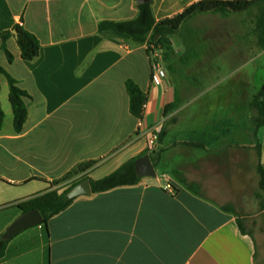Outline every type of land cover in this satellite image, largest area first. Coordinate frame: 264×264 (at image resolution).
Masks as SVG:
<instances>
[{
	"label": "crops",
	"instance_id": "crops-1",
	"mask_svg": "<svg viewBox=\"0 0 264 264\" xmlns=\"http://www.w3.org/2000/svg\"><path fill=\"white\" fill-rule=\"evenodd\" d=\"M151 1L156 20L162 21L204 0ZM138 4L0 0V32L23 19L41 44L39 57L29 62L12 37L7 45L14 61L9 63L0 40V66L29 94L28 117L17 134L9 84L0 75L6 79L0 80L5 113L0 127V235L23 214L7 206L57 189L62 184L53 182L79 164L95 161L79 176L97 180L148 151L157 172L135 186L76 198L47 226L11 238L0 264H258L255 241L241 232L237 212L259 186L264 126L256 127L254 116L237 110L236 84L224 92L206 91L202 105L191 108L193 102L185 104L190 88L187 93L170 73L159 79L147 45L125 44L98 32L103 21L135 19ZM245 14L190 19L181 27L195 24L183 37V50L175 48L174 38L182 31L173 36V64L218 70L255 63L252 31L236 24ZM214 21L218 29H209ZM128 80L147 95L142 119L130 112ZM177 102L182 105L165 115L166 107ZM172 117L178 122L170 125ZM160 126L162 136L150 151L149 132ZM175 154L182 159L171 160ZM233 186L240 194L227 193Z\"/></svg>",
	"mask_w": 264,
	"mask_h": 264
},
{
	"label": "trees",
	"instance_id": "trees-1",
	"mask_svg": "<svg viewBox=\"0 0 264 264\" xmlns=\"http://www.w3.org/2000/svg\"><path fill=\"white\" fill-rule=\"evenodd\" d=\"M137 8L138 16L135 19L125 21H103L98 26V32L107 38L120 39L125 44L136 46L147 45V53L152 58V62L154 61V54L157 53L158 56H163L165 64L168 63L167 58H170L176 53L173 36L179 33L181 27L193 17L211 13L223 15L244 14L249 13L255 8L259 9V15L257 16L255 23L257 42L260 48L264 50V0H204L192 4L181 14L162 21L156 20L151 0L147 3L138 4ZM14 32H16V35ZM14 36L16 37L21 52V58L23 60L31 62L39 57L41 48L40 41L36 35L29 32L24 27V21L21 19L12 30L0 32L1 50L6 55L9 63H13L14 56L9 50L7 43ZM0 75L5 76L9 84V101L13 109L14 130L15 133L19 134L22 132L28 117L25 98L29 97V94L19 87L18 81L2 66H0ZM126 89L129 95L131 114L138 119H142L147 95L133 80H128L126 82ZM252 106L258 111L256 127L259 128L264 126V84L258 95L254 97ZM174 110H176L174 105L167 106L165 109V115H169ZM4 120L5 113L0 101V127L3 126ZM145 155H150L154 163L152 154L147 151L138 157L128 160L113 173L97 180L90 178L86 174L84 176H79L94 167L96 164L95 161L79 164L63 178L53 182L55 186L69 183L67 189L63 191H61L60 188L49 190L7 207L18 208L22 213L38 210L44 218L43 225L47 226L51 218L66 210L75 201V199H69L67 193L85 179L90 180L92 194H99L116 188L138 185L143 178H140L137 175L135 163L139 158ZM257 171L260 177L259 187L264 193V165L261 161L258 164ZM76 177L79 178L75 179ZM262 208L264 209V198L262 201ZM237 223L241 232L244 234L245 230L240 219ZM9 241L10 240H3L2 235H0V261L5 256Z\"/></svg>",
	"mask_w": 264,
	"mask_h": 264
},
{
	"label": "rangeland",
	"instance_id": "rangeland-1",
	"mask_svg": "<svg viewBox=\"0 0 264 264\" xmlns=\"http://www.w3.org/2000/svg\"><path fill=\"white\" fill-rule=\"evenodd\" d=\"M239 15V14H238ZM259 15V9L255 8L243 15V20L239 17L236 21L237 27L239 30H245L247 32L252 33L251 37V45L254 47V52L252 53L253 57L256 56L257 60L255 63H250L248 65L237 64L238 67L234 69H198V68H180L179 65L173 64L175 60L176 53L172 55L170 58H167L168 63H164L163 56H158L157 53L153 56L154 60L163 66L164 70H166L167 74L173 76V80L179 83V87L183 86L187 89L190 88L188 95L186 96L185 104L188 102H193L191 108L199 107L202 105V97L206 91H211L213 93H217L218 91H226L230 87H235L236 84V96L238 100L237 110L239 113H245L248 117L254 116L252 121L256 126L255 117L257 114V110L253 108L252 101L256 95L260 92L263 84H264V50L260 48L257 42V36L255 31V23L257 20V16ZM195 25L194 22L188 23L183 29H181L179 33V37L175 36V48L178 51L183 50L182 41L185 34L188 33L192 26ZM209 29L216 30L217 23L212 22L208 27ZM252 57V56H251ZM169 65V67H167ZM207 75V76H205ZM205 76V77H204ZM0 80L2 82H6V79L3 76H0ZM0 81V83H1ZM1 85V84H0ZM184 91V92H185ZM10 104V103H9ZM8 104V106H9ZM181 102H177L174 107L177 110L181 106ZM235 106V104H234ZM190 108V109H191ZM235 109V108H234ZM175 111V110H174ZM173 111V112H174ZM178 122L177 117H172L169 121V124H176ZM165 130V129H164ZM182 159L181 154H175L172 159ZM96 177V176H95ZM104 177V176H101ZM259 179V176H256ZM69 183L62 184L60 187L61 191L67 189ZM235 187H230L227 190V193L230 192V189L234 192ZM253 194L250 196V201L246 202L245 205L239 206L242 212H237L239 219L244 227L245 233L250 234L257 246V260L258 264H264V209L262 208V201L264 198V193L261 191L260 187L256 185L254 187ZM239 193L238 190L235 191V194ZM234 194V195H235ZM240 194V193H239ZM233 203V202H232ZM235 204V203H234ZM233 205L227 206V208H231ZM233 208V207H232Z\"/></svg>",
	"mask_w": 264,
	"mask_h": 264
},
{
	"label": "water",
	"instance_id": "water-1",
	"mask_svg": "<svg viewBox=\"0 0 264 264\" xmlns=\"http://www.w3.org/2000/svg\"><path fill=\"white\" fill-rule=\"evenodd\" d=\"M150 0H138L139 4L147 3ZM16 35V32H14ZM135 169L137 175L140 178H155L157 172L155 166L151 160L150 155H145L139 158L135 163ZM92 187L89 179L83 180L81 183L73 187L68 193L69 199H76L81 196L91 195ZM44 218L38 210H33L27 213H23L17 220H15L2 235V239L5 241L10 240L14 236L18 235L22 231L29 228L42 225Z\"/></svg>",
	"mask_w": 264,
	"mask_h": 264
},
{
	"label": "built area",
	"instance_id": "built-area-1",
	"mask_svg": "<svg viewBox=\"0 0 264 264\" xmlns=\"http://www.w3.org/2000/svg\"><path fill=\"white\" fill-rule=\"evenodd\" d=\"M153 70L159 79L167 77L166 70H164L163 66H161L159 63H157L155 60L153 61ZM144 108H145V105H144ZM162 131H163L162 127L160 126V127H156L154 129H152L149 132L148 148L150 151H153L157 148V145H158L159 139L161 137Z\"/></svg>",
	"mask_w": 264,
	"mask_h": 264
}]
</instances>
